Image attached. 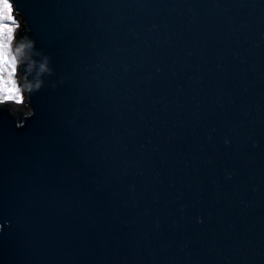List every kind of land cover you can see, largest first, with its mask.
<instances>
[{
    "label": "water",
    "instance_id": "95a60500",
    "mask_svg": "<svg viewBox=\"0 0 264 264\" xmlns=\"http://www.w3.org/2000/svg\"><path fill=\"white\" fill-rule=\"evenodd\" d=\"M0 264H264V0H8Z\"/></svg>",
    "mask_w": 264,
    "mask_h": 264
},
{
    "label": "rangeland",
    "instance_id": "374dc122",
    "mask_svg": "<svg viewBox=\"0 0 264 264\" xmlns=\"http://www.w3.org/2000/svg\"><path fill=\"white\" fill-rule=\"evenodd\" d=\"M16 20L11 15L8 0H0V99L18 100L21 98V88L17 85L15 58L10 50V40Z\"/></svg>",
    "mask_w": 264,
    "mask_h": 264
}]
</instances>
